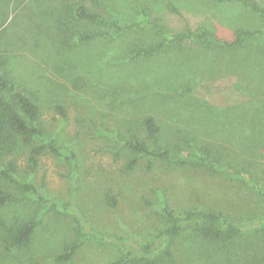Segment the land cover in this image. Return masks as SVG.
Masks as SVG:
<instances>
[{"label":"rangeland","instance_id":"374dc122","mask_svg":"<svg viewBox=\"0 0 264 264\" xmlns=\"http://www.w3.org/2000/svg\"><path fill=\"white\" fill-rule=\"evenodd\" d=\"M254 1L264 7V0ZM98 2L0 0V54L17 91L40 106L45 136L77 156L74 165L46 152L31 170L28 148L17 145L8 153L0 167L9 197L0 205V264H148L162 256L164 264H264V18L231 0ZM78 4L127 29L118 33L110 24L79 19ZM200 29L223 40L240 29L255 35L235 48L211 38L175 41ZM86 33L99 35L76 43ZM156 43L164 44L158 53L132 59V47ZM145 115L162 128L150 147L169 157L151 159L125 148L129 130L143 137ZM134 157L137 167L127 170ZM9 162L16 169L5 177ZM164 208L222 212L247 229L211 245L191 227L142 258L91 237L78 219L141 247L169 225ZM30 221L29 245L13 246L11 230ZM73 245L72 258L57 262Z\"/></svg>","mask_w":264,"mask_h":264},{"label":"trees","instance_id":"16d2710c","mask_svg":"<svg viewBox=\"0 0 264 264\" xmlns=\"http://www.w3.org/2000/svg\"><path fill=\"white\" fill-rule=\"evenodd\" d=\"M98 4V0H92ZM241 3L246 8L260 14L264 18V7L254 0H231ZM142 13L145 17V22L149 24L150 13L147 7L142 8ZM76 17L79 19L89 20L92 22L107 23L116 28V31L122 32L127 28L122 26L118 21H111L109 19L100 17L99 15L89 12L83 4H78L75 8ZM98 33H86L77 36L76 43L85 44L97 37ZM255 35L250 30L240 29L235 32L233 39H221L217 34L212 33L206 29H200L196 32H187L177 34L175 36L176 42H182L185 39L194 37L199 40H206L208 38L216 39L229 48H235L242 44L248 38ZM164 47L163 43L150 44L145 46H134L131 48L130 53L132 59L146 58L158 53ZM58 110L62 115L65 111L62 107ZM42 117L40 106L27 92L17 91L15 77L12 72L6 67V60L0 54V167H2L8 157V153L11 152L13 147L17 145L26 147L29 149V168L34 170L38 163L39 157L48 152L58 157H62L74 165L76 164V154L72 150H66L60 147L55 140L49 139L45 136L44 129L41 127L39 121ZM37 124V125H36ZM139 128L140 133L132 132L129 130L128 137L125 140V148H127L133 154H140L148 156L151 159H161L169 157L168 151H156L150 147L149 144H155L159 142L161 137L162 128L158 124L156 118L152 115H145L141 118ZM43 143H39L40 140ZM192 157V156H189ZM208 164L213 163L204 158ZM186 160L178 159L177 162L181 165L185 164ZM138 159L132 158L126 163L127 170H133L138 165ZM148 169H151L152 165L148 163L146 165ZM14 162H9L7 168L2 171V175L7 177L10 170H15ZM0 177V205H3L6 201H9L8 195L1 187ZM24 188L28 191H34L32 185L25 184ZM264 193V189H259ZM108 203L110 206H116L117 200L108 196ZM54 206H61L66 209H72L73 204L59 203L53 201ZM164 213L168 219L169 225L152 237L153 244L148 246H135L126 237H105L98 232L90 229V226L85 220L78 218L80 225L87 231L88 235L101 241H112L121 245L129 255H137L142 258H146L147 255L153 253L160 241L172 240L179 238L183 234H186L191 227L195 228L200 236L209 244H226L231 242L236 236H239L247 229L244 226L234 222L228 216L222 212L191 210L182 214H177L175 211L169 208H164ZM2 222L0 220V226ZM34 231L33 222H24L10 232V242L13 246L20 248L26 247L31 241V237ZM76 245L70 246L66 251L60 254L56 261H69L76 249ZM165 256L172 258L173 254L169 251L165 252ZM166 259L162 256V260L156 259L154 261H148V264H164ZM174 262V260H173ZM175 263V262H174Z\"/></svg>","mask_w":264,"mask_h":264}]
</instances>
